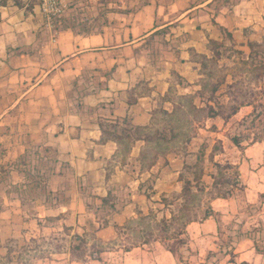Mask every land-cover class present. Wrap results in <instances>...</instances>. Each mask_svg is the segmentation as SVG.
I'll return each instance as SVG.
<instances>
[{
    "label": "crops",
    "instance_id": "obj_1",
    "mask_svg": "<svg viewBox=\"0 0 264 264\" xmlns=\"http://www.w3.org/2000/svg\"><path fill=\"white\" fill-rule=\"evenodd\" d=\"M119 7L125 10L110 12L106 24L84 31L78 23L62 21L50 27L34 0H0V188L10 174L17 175L12 184L19 179L15 161L33 149L68 165L71 177L63 188L65 202L56 206L21 205L16 194L0 189V255L35 233L57 230L67 245L80 236L95 248L49 253L45 259L55 264H264V125L259 139L246 141L237 134L238 143L223 146L220 155L236 165L235 189L240 187L241 196L236 191L217 195L207 215L188 222L181 255L160 237L129 248H123L125 240L118 243L117 227L147 211L160 194L180 189V171L169 179L158 168L152 176L125 171L110 160L120 141L104 132L122 118L130 126L151 127L153 95L158 86L162 95L167 92L166 76L174 67L170 60L160 68L149 61L143 42L154 31L167 27L169 39L181 33L212 38L222 30L240 43L264 26V0H122ZM71 11L70 6L64 13ZM213 22L215 35L206 33ZM143 81L152 88L143 91ZM143 145L142 139L130 141V162ZM149 176L151 195L144 185ZM88 231L92 236H83Z\"/></svg>",
    "mask_w": 264,
    "mask_h": 264
},
{
    "label": "rangeland",
    "instance_id": "obj_2",
    "mask_svg": "<svg viewBox=\"0 0 264 264\" xmlns=\"http://www.w3.org/2000/svg\"><path fill=\"white\" fill-rule=\"evenodd\" d=\"M81 1L83 5L76 0L64 3V12L70 6L72 11L68 15L64 13L59 22L78 23L77 26L86 31L91 24L95 25V29L106 24L113 16L110 12L125 10L119 7L122 0ZM79 13L81 16H78ZM213 25L214 28L210 30L206 27V33H218L214 22ZM161 30L147 37L143 44L148 50L149 61L158 68L165 60L174 64L170 77L166 76L170 79L169 88L162 95L163 87L158 86L153 95L151 127L145 131L148 141L137 159L132 163L127 159L131 139L123 138L120 139L118 154L110 160L121 163L119 166L125 171H139L150 176L158 168V173L163 171L168 179L180 171L177 176L180 181L178 191H171L166 196L160 194L155 201L150 199L152 203H149L147 211L138 213L135 219L128 218L117 228L118 243L125 240L123 248L160 237L166 248L181 255L187 247L188 238L184 232L187 217L194 220L203 218L217 195L236 191V196H241L240 187L237 185L235 189L236 165L228 163L220 153L223 146H228L233 138H237V134L245 137L246 141L261 136L264 125V26L255 32L257 35L251 39L244 38L245 41L240 43L222 30V35L212 38L203 35L192 38L189 34L181 33L169 39H166L169 29ZM247 31L245 29L243 32L245 36L249 35ZM248 41L256 42V45L249 47ZM149 71L151 69L147 71V76H151L148 81L153 83L154 75ZM144 84L141 86L143 91L147 87L152 88L146 82ZM213 87H217L215 92L212 91ZM240 105L246 106L227 120L232 114V106ZM210 108L214 115L208 117ZM172 134L174 137H170ZM46 156L38 149L21 155L15 161V166L20 170L17 172L19 179L12 184L17 175L6 176L0 189L16 194L20 204L25 206H56L65 202L63 188L71 183L66 179L69 166L53 161L50 153ZM155 162L158 164L150 171L151 164ZM184 164L188 167H184ZM150 176L144 184L148 195L155 190ZM188 179L191 181L189 191L182 194V185ZM242 206L247 208L250 204L242 203ZM171 216L174 218L170 220ZM226 230H222L225 242L230 237ZM35 234L29 241L21 240L19 244L7 246L0 255L1 264H55L45 259L51 258L49 253L67 252L69 248L70 253L83 254L92 253L95 248V245L88 246L84 237L80 236L72 237L75 241L67 245L65 235L57 230ZM92 234L88 231L83 236Z\"/></svg>",
    "mask_w": 264,
    "mask_h": 264
},
{
    "label": "trees",
    "instance_id": "obj_3",
    "mask_svg": "<svg viewBox=\"0 0 264 264\" xmlns=\"http://www.w3.org/2000/svg\"><path fill=\"white\" fill-rule=\"evenodd\" d=\"M165 28L166 27H164V29ZM161 29H163V28H161ZM161 29H158V30L154 31L150 36H153L155 33L161 32L162 31ZM229 37H230V34H229ZM247 44H248L249 47H252V46L256 45V42L248 41ZM251 53H249V56H250ZM216 90H217V87H213L212 88V91L213 92H215ZM232 107H233V110L231 112L233 113V112H235L237 110V108L239 106H232ZM213 113L214 112H211V108H210L209 111L207 112V116L208 117H211V116L214 115ZM120 124H121V126H120V129L121 130H120L119 133H117L116 132L117 131V127ZM111 126L112 127H110V128L104 129L105 137L106 138L108 137V138L118 139L119 141H120V139H123V138L131 139V141H133L134 139H142V140L145 141V143L148 141L147 140V133L145 131L150 130L149 127H147V130H144L143 129L144 127L130 126L129 125V121L127 120V118H122L121 121L114 122V124L111 125ZM160 136H162V135H160ZM170 137H174V135L172 134ZM233 141L236 142V143H238V139L237 138H233ZM184 167H188V165L187 164H184ZM190 183H191V181H189V179L188 180H184V184L182 185V188H181V193L182 194H185L186 191L187 192L189 191ZM182 207H184V205ZM207 214L208 213H206L205 215H207ZM172 218H174V216H171L170 217V220ZM192 220H194V219H191V218H188L187 217L186 224L188 222L192 221ZM162 229L164 231L166 230V228H162Z\"/></svg>",
    "mask_w": 264,
    "mask_h": 264
},
{
    "label": "built area",
    "instance_id": "obj_4",
    "mask_svg": "<svg viewBox=\"0 0 264 264\" xmlns=\"http://www.w3.org/2000/svg\"><path fill=\"white\" fill-rule=\"evenodd\" d=\"M41 10V13L48 21L50 27L58 22L64 13V0H34Z\"/></svg>",
    "mask_w": 264,
    "mask_h": 264
}]
</instances>
